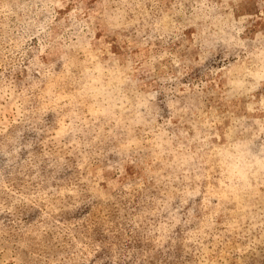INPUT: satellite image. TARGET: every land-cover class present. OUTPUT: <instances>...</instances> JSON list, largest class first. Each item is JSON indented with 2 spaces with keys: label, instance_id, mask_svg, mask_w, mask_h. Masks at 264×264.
<instances>
[{
  "label": "rangeland",
  "instance_id": "rangeland-1",
  "mask_svg": "<svg viewBox=\"0 0 264 264\" xmlns=\"http://www.w3.org/2000/svg\"><path fill=\"white\" fill-rule=\"evenodd\" d=\"M0 264H264V0H0Z\"/></svg>",
  "mask_w": 264,
  "mask_h": 264
}]
</instances>
